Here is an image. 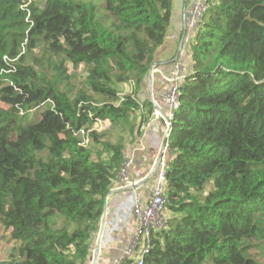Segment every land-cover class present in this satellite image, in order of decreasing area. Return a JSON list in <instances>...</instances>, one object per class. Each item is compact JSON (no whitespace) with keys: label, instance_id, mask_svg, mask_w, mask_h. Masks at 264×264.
I'll return each mask as SVG.
<instances>
[{"label":"trees","instance_id":"16d2710c","mask_svg":"<svg viewBox=\"0 0 264 264\" xmlns=\"http://www.w3.org/2000/svg\"><path fill=\"white\" fill-rule=\"evenodd\" d=\"M173 2L0 0V227L14 241L6 264L90 263L127 153L94 125L126 123L141 107ZM182 43L191 72L168 134L166 226L151 233L143 264H263L251 249L264 254V0H209ZM34 50L42 57L26 63ZM66 64L84 68L88 91L71 94ZM142 103L150 115L151 101Z\"/></svg>","mask_w":264,"mask_h":264},{"label":"crops","instance_id":"0c3cea01","mask_svg":"<svg viewBox=\"0 0 264 264\" xmlns=\"http://www.w3.org/2000/svg\"><path fill=\"white\" fill-rule=\"evenodd\" d=\"M175 1L176 0H174V2ZM174 2L171 22L164 43L156 51L154 56L155 62L151 68L153 70L151 82H148V75L146 78V87L149 90L151 89L149 98L152 103L151 110L156 106H163L162 94L167 89V84L163 80V75H168L171 66L170 60L174 58L176 55L175 52H177L178 48L183 44L181 42L183 39L184 21L187 19L188 11L193 0H180L177 7ZM183 65L184 74L190 73V62L185 60V58L183 59ZM142 102L141 107L139 108V122L137 128H135V133L139 128V124L142 121L144 114H148V107L145 108ZM147 119L150 120V115H147ZM150 122L151 124L146 131L148 140H144V143L146 142L147 145L144 150L135 152L134 162L128 172L129 179L134 184L144 178L151 171L159 155L160 143L164 134V123L161 119L151 120ZM131 139L132 143L126 146V154L130 152L133 144L136 143L134 138ZM154 179L155 173H152L149 180L138 188H127L128 185L124 186L119 184L117 179L113 182L112 188L105 197L107 206L104 212V217L105 220L112 218L115 224L114 227H108L104 222L100 253L96 264H111L114 259L122 256L125 245H127L128 240L132 237L135 226L134 221L130 216L129 206L135 198H142L144 201L148 198ZM100 223L101 218L98 223L95 240L98 237ZM100 255H103V260L100 258Z\"/></svg>","mask_w":264,"mask_h":264},{"label":"built area","instance_id":"2783aa9c","mask_svg":"<svg viewBox=\"0 0 264 264\" xmlns=\"http://www.w3.org/2000/svg\"><path fill=\"white\" fill-rule=\"evenodd\" d=\"M207 2L208 0H193L188 11L187 20L184 24L185 39H187V37H189L198 26V22L207 7ZM184 37L182 39L183 41ZM181 48L182 46L178 48L176 52L174 58L176 61L174 62L169 75H163V80L166 81L167 84V89L163 93V106H156L150 114V120L141 126L138 139L130 152L124 154L117 174L116 179L119 184L124 186L133 184L128 177V172L134 162L135 152L144 150L147 145L146 142L144 143V140H148L146 131L151 124L150 121L161 119L164 123V134L159 148V150H161L160 159L154 171V182L151 186L149 196L145 201L142 198H135L130 204V216L135 224L133 234L129 243H127V246L125 247L122 256L114 259L111 264H119L123 258L134 257L133 254L138 248V241L140 240L141 234L145 236V244L142 246L141 252L135 259V264H143V256L148 253L150 248L151 230L153 228L155 230H161L166 226L164 186L167 162L170 154L168 134L175 110L179 106V88L185 77V74L183 73L184 67L180 61L182 56ZM114 224L112 218L105 220V225L108 227H114Z\"/></svg>","mask_w":264,"mask_h":264},{"label":"rangeland","instance_id":"374dc122","mask_svg":"<svg viewBox=\"0 0 264 264\" xmlns=\"http://www.w3.org/2000/svg\"><path fill=\"white\" fill-rule=\"evenodd\" d=\"M86 1H89V0H86ZM92 1H94V3L98 2V0H92ZM208 2H209V0H208ZM208 2H207V5H208ZM179 3H180V0H176L174 2L176 7L179 5ZM102 11H103V9H102ZM41 52L42 51L34 50L32 54H28L26 56V63H33L34 57H39V58L42 57ZM185 54H186L185 60L188 61L189 60V52L186 51ZM53 60H55V57L53 58ZM43 63L47 64L45 58L43 59ZM66 66H67L66 72L68 73V78L65 82L67 83L68 88L71 89L70 90L71 94H74L75 90H78L81 88H85V90L88 91V87L86 86V82H85L86 71L84 70V68L80 66L79 68L74 69L73 67H71L70 64H66ZM52 67H53V65L48 66V69L50 72H53ZM146 88L147 87H146V81H145V83L141 87L142 90L139 92L140 94H138V98H139L140 103L144 99L150 98V94H151L150 90L151 89L149 90L148 88L147 89ZM134 89L135 88L133 85V81L125 83V84H121L118 87V90H119V93L121 96L124 94H127L129 92L134 91ZM139 115H140V110L136 111V113H131V116L126 121V123H122L120 125L118 124V125L112 126L108 122H99V123L95 124L94 127L97 129V132L104 134L105 139L111 141L112 143H123L124 145L128 146V144L132 143L131 138H134V141L136 142V140L138 139V136L140 134V132H138L139 133L138 134V133H135V131H134L135 135L132 136L131 133L129 132V128H130L131 124L135 125V128H137V124L139 122ZM138 129L140 131V127ZM81 134H82V132H81ZM85 141H86V139H85ZM134 145L135 144H133V146ZM106 156H108V155L106 154ZM166 214H167V212H166ZM152 232H155L154 228L151 230V233ZM129 241H130V239L128 240L127 243H129ZM95 242H96V240L94 237L93 242H92V248L93 249L95 246ZM13 244H14V241L10 239L8 232H5L4 229L2 227H0V264H6V262L8 261V255H9V253L13 247ZM144 244H145V236L141 234L140 240L138 241V248L136 249V251L133 254L134 258L138 257V254L141 252L142 246ZM126 246L127 245H125V247ZM93 249L91 250V255H92ZM258 249L259 248H257V247L252 248L251 249L252 254H254L257 257V259L264 264V254L263 255L259 254L258 251H260V249L259 250ZM100 256H101L100 258L103 260V255H100ZM104 259H109V258H104ZM89 260H91V259H89ZM90 264H91V262H90Z\"/></svg>","mask_w":264,"mask_h":264},{"label":"water","instance_id":"95a60500","mask_svg":"<svg viewBox=\"0 0 264 264\" xmlns=\"http://www.w3.org/2000/svg\"><path fill=\"white\" fill-rule=\"evenodd\" d=\"M152 71L153 70L150 68L149 73H148V82L149 83L151 82ZM164 140H163V142H164ZM160 155H161V150H159V155H158L157 160H156L154 166L152 167L151 171L144 178H142L141 180H139L137 183H135V184L133 183V184L129 185L127 188H138V187L142 186L143 184H145L149 180V178L152 175V173H154L155 168H156V166L158 164V161L160 159ZM106 206H107V204H106V199H105L103 214H102V217H101V223H100L99 231H98V237L96 239L95 246H94V249L92 251V255L90 257L91 264H96L97 258H98L99 253H100L101 240H102V234H103V227H104V222H105L104 212L106 210Z\"/></svg>","mask_w":264,"mask_h":264}]
</instances>
